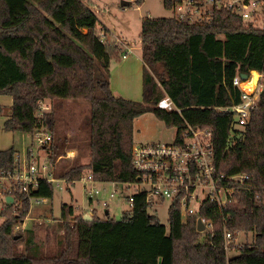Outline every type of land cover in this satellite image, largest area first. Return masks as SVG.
<instances>
[{"label":"trees","instance_id":"obj_1","mask_svg":"<svg viewBox=\"0 0 264 264\" xmlns=\"http://www.w3.org/2000/svg\"><path fill=\"white\" fill-rule=\"evenodd\" d=\"M164 4L169 8L170 0ZM101 33L107 30L97 26L85 0H0V94L12 97L4 111V128L26 134L48 128L52 141L47 151L55 167L67 139L56 133L54 110L40 114V104L46 99L86 100L89 161L62 164L54 169L55 176L77 178L90 169L101 181L123 182L135 177L130 150L133 120L140 114L149 111L167 126H176L175 137L184 121L208 127L216 172L247 173L263 190L261 199L255 192H238L236 201L224 209L229 214L225 223L220 211L203 210L214 220L212 234L203 242L195 217L183 222L173 203L168 224H163L141 193L119 219L106 214L86 220L63 203L57 221L63 233L55 248L44 251L35 231L27 229L24 249L17 251L15 245L22 239L13 228L24 221L30 203L15 190L14 202L5 200L0 210V264H264V90L249 121L235 131L239 137L234 143H228L233 115L220 110L240 99L234 76L264 69V30L245 26L226 10L201 23L173 16L143 18L141 101L113 93L110 62L119 49L102 41ZM164 96L175 110L157 106ZM16 151L14 146L0 150V171L12 168ZM36 194L51 198L53 185L42 179ZM224 228L233 234L252 233L253 239L227 257Z\"/></svg>","mask_w":264,"mask_h":264},{"label":"built area","instance_id":"obj_2","mask_svg":"<svg viewBox=\"0 0 264 264\" xmlns=\"http://www.w3.org/2000/svg\"><path fill=\"white\" fill-rule=\"evenodd\" d=\"M169 8L173 12V17L191 23L210 21L218 10H226L239 16L245 26L264 30V0H170ZM100 38L105 41V34L101 33ZM121 53L125 58L132 53V49L127 47L125 51L121 50ZM253 73L256 74V78L250 87ZM232 84L240 90V99L237 103L220 109L230 111L233 115L228 136L229 144L234 143L239 137L235 131H240L249 121L251 111L264 90V69L250 70L246 78L236 75L232 79ZM157 106L169 111L176 109L168 96L159 100ZM48 109V105L41 103L39 113L42 114ZM29 136L33 143L36 141V148L30 143L22 155L17 150L12 168L0 171V185L3 180L9 182L8 186L2 185V192L11 202L15 200L12 195L15 190L23 194L30 205L47 202L48 197L36 194L40 181L44 179L52 185L56 183L60 188L62 185V188L67 190L75 183H79L82 191L90 195V202L105 208L107 201L98 198L101 191L108 198L119 197L120 193L116 189L108 192L105 186L98 185L121 184L127 190L133 189L131 194L123 197L128 202L129 209L133 207L135 195L141 193L148 209L168 200L169 207L173 203L176 204L183 222L189 217H195L197 229L200 220L203 229L197 231L200 233L199 240L203 242L207 235L212 234L214 224L212 217L201 213L203 210L220 211L222 221L225 223L229 214L225 213L224 209L236 201L238 192H255V197L261 199L260 191L263 190L251 181L247 173L226 175L216 172L211 129L193 126L186 121L171 143H132L130 155L135 177L133 180L123 182L101 181L90 169L83 170L77 178L56 177L54 164L51 163L47 151L52 141L51 131L45 126H40ZM262 200L264 201V198ZM92 203L87 211L79 209L81 211L77 214L91 218L100 216L96 205ZM103 214L109 212L105 209ZM16 228L18 225L13 229ZM239 232L233 234L224 228L222 239L226 255L230 249H238L239 246L231 245H237L235 239Z\"/></svg>","mask_w":264,"mask_h":264},{"label":"rangeland","instance_id":"obj_3","mask_svg":"<svg viewBox=\"0 0 264 264\" xmlns=\"http://www.w3.org/2000/svg\"><path fill=\"white\" fill-rule=\"evenodd\" d=\"M89 3L91 10L97 17V26L105 27V43L113 44L119 49L118 54L113 55L110 62V83L115 94L127 99L141 101L143 99L142 76L143 62L141 61V22L146 17H170L173 12L164 4V0H142L137 3L135 0H85ZM131 47L132 53L123 58L121 50ZM99 94V92H97ZM11 96L8 94H0V102L8 109ZM42 104L49 106L56 114V133L64 135L67 139V145L63 154L59 155L55 162V169L62 164L71 165L74 159H78L81 163L89 161L88 149V119H89V103L81 99H55L53 102L46 99ZM10 105V106H9ZM5 109V110H6ZM4 110V111H5ZM0 112V119L4 118L5 112ZM177 133V127L174 125L167 126L163 121L159 120L152 112H144L133 120V143H149L164 142L171 143L174 141ZM14 146L22 155L25 148L33 143L29 134L15 131L12 134ZM36 148V141L33 143ZM9 182L3 180L0 185V210L6 196L2 192V185L8 186ZM62 184V183H61ZM60 185V184H59ZM53 183V195L45 203H32L29 212L22 223L17 224L18 228L13 232L21 235L20 241L15 245L17 251H23L24 240L27 235L26 231L34 230L44 251L53 250L56 246L58 234L63 233L62 228L57 226L60 217L61 205L68 203L74 207V214L79 213L83 209H89L90 195L82 191L79 183H75L70 189H64L60 185ZM105 186L106 191L116 189L119 197L108 198L101 191L98 198L107 201V207L96 205L100 216L104 215V210L109 212V217L119 219L124 210L129 209L128 202L123 198L131 194L133 189H125L121 184L98 185ZM94 199V198H93ZM77 208V209H76ZM169 201L166 200L161 204H155L149 211L155 214L161 223L168 224ZM3 217L0 214V223ZM252 233H244L240 231L235 239L233 246H240L243 242H251ZM237 249H230L228 257L237 254Z\"/></svg>","mask_w":264,"mask_h":264},{"label":"crops","instance_id":"obj_4","mask_svg":"<svg viewBox=\"0 0 264 264\" xmlns=\"http://www.w3.org/2000/svg\"><path fill=\"white\" fill-rule=\"evenodd\" d=\"M141 61H142V59H141ZM143 62V61H142ZM143 68H144V66H143ZM110 85H111V83H110ZM111 89H112V87H111ZM112 91H113V93L115 92V90L114 89H112ZM115 94V93H114ZM8 104H12V97H11V99H9V101H8ZM9 105V106H10ZM7 107H5V106H3L2 105V103L0 102V111L1 112H3L5 109H6ZM7 119V116L6 115H4V118H3V120H2V118L0 119V150H2V149H7V148H9V147H11V146H14V139H13V137H12V134L14 133V132H12V131H9V130H6L5 128H4V126H3V123H4V121ZM15 147V146H14ZM16 149V148H15ZM6 196V195H5ZM8 196H6V198H7ZM6 200V199H5Z\"/></svg>","mask_w":264,"mask_h":264},{"label":"water","instance_id":"obj_5","mask_svg":"<svg viewBox=\"0 0 264 264\" xmlns=\"http://www.w3.org/2000/svg\"><path fill=\"white\" fill-rule=\"evenodd\" d=\"M246 76H247V74L246 75H241L242 78H246ZM8 200H9V197L6 198V201H8ZM83 218L86 219V220H91L92 219L91 217H87L86 215ZM202 229H203V224L199 220L198 224H197V230L200 231Z\"/></svg>","mask_w":264,"mask_h":264},{"label":"bare ground","instance_id":"obj_6","mask_svg":"<svg viewBox=\"0 0 264 264\" xmlns=\"http://www.w3.org/2000/svg\"><path fill=\"white\" fill-rule=\"evenodd\" d=\"M255 78H256V74L253 73V77H252V79H251V81L249 83L250 87H252L251 85H253Z\"/></svg>","mask_w":264,"mask_h":264}]
</instances>
